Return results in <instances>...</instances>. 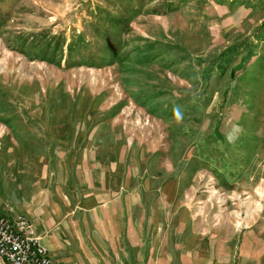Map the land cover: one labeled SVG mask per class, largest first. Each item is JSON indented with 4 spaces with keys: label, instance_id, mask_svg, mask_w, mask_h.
<instances>
[{
    "label": "rangeland",
    "instance_id": "374dc122",
    "mask_svg": "<svg viewBox=\"0 0 264 264\" xmlns=\"http://www.w3.org/2000/svg\"><path fill=\"white\" fill-rule=\"evenodd\" d=\"M6 147L121 165L264 264V0H0Z\"/></svg>",
    "mask_w": 264,
    "mask_h": 264
},
{
    "label": "crops",
    "instance_id": "0c3cea01",
    "mask_svg": "<svg viewBox=\"0 0 264 264\" xmlns=\"http://www.w3.org/2000/svg\"><path fill=\"white\" fill-rule=\"evenodd\" d=\"M9 149L0 151V213L26 216L55 264H252L256 257L208 244L188 207H174L173 194L143 192L121 165L117 174L109 165L99 172L82 164L85 152L64 163L55 152L15 158Z\"/></svg>",
    "mask_w": 264,
    "mask_h": 264
},
{
    "label": "built area",
    "instance_id": "2783aa9c",
    "mask_svg": "<svg viewBox=\"0 0 264 264\" xmlns=\"http://www.w3.org/2000/svg\"><path fill=\"white\" fill-rule=\"evenodd\" d=\"M0 213V264H55L28 218Z\"/></svg>",
    "mask_w": 264,
    "mask_h": 264
}]
</instances>
